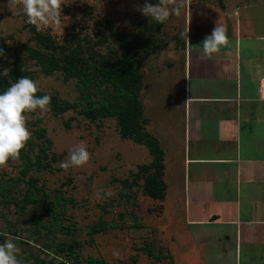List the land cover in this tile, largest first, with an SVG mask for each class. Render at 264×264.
Segmentation results:
<instances>
[{"label": "rangeland", "instance_id": "rangeland-1", "mask_svg": "<svg viewBox=\"0 0 264 264\" xmlns=\"http://www.w3.org/2000/svg\"><path fill=\"white\" fill-rule=\"evenodd\" d=\"M144 2L62 0L61 23L37 31L27 23L22 0H0V41L6 47L0 67L29 73L38 92L68 108L64 112L54 113L49 108L42 114L39 109L26 113L31 137L18 159L0 167V243L12 240L20 249L21 264L171 261L168 246L176 225L168 223V213L160 201L150 198L145 190L154 171L137 178L140 168L153 161L149 150L123 139L117 119L94 122L84 114L88 102H102L106 94L119 93L99 68L101 58L110 63L124 58L121 37L129 41L131 57L142 62L145 87L149 77L169 63L160 51L183 24L150 20L139 11ZM200 2H206L207 18L212 19L209 23L215 22L218 14L227 23L235 16L255 22L264 19V0ZM180 3L182 7L183 0ZM38 37L52 40L56 49L46 48ZM30 50L51 56L60 64L71 54L77 55V65L87 68L89 81L68 77L62 69L43 73L38 60L30 58ZM142 94L141 99H145ZM155 98L151 90L148 99ZM81 142L90 154L89 161L80 167L63 168L62 163ZM108 192L112 194L106 195Z\"/></svg>", "mask_w": 264, "mask_h": 264}, {"label": "crops", "instance_id": "crops-1", "mask_svg": "<svg viewBox=\"0 0 264 264\" xmlns=\"http://www.w3.org/2000/svg\"><path fill=\"white\" fill-rule=\"evenodd\" d=\"M181 1L161 0L180 9L165 24L183 27L160 51L169 63L140 90L145 127L164 152L159 201L176 225L168 255L174 264H264V19L216 14L209 23L206 2ZM216 25L229 44L205 58L199 46Z\"/></svg>", "mask_w": 264, "mask_h": 264}, {"label": "trees", "instance_id": "trees-1", "mask_svg": "<svg viewBox=\"0 0 264 264\" xmlns=\"http://www.w3.org/2000/svg\"><path fill=\"white\" fill-rule=\"evenodd\" d=\"M223 0H221L222 2ZM158 26V25H157ZM39 43H42L46 48L56 49L54 43L50 39L38 37ZM0 48H6L3 42L0 41ZM121 51L124 52V58L110 63L105 58H101V65L99 72L101 75L119 92L114 95L106 94L102 102H88L85 105V116L91 121L100 119L113 118L118 120L120 127V134L123 139L133 140L138 145L144 146L149 150L153 157V161L148 166L140 168V173L137 178L141 179V173L147 174L153 170V174L149 175L145 183V190L147 195L154 200H164L166 185L163 180L164 176V152L160 146L159 141L146 131L144 128L146 120L143 118V106L139 99V93L142 88V75L140 70L142 62L138 57H131L133 55L132 48L129 41L123 36L119 39ZM77 51V50H76ZM30 58L38 60L41 70L45 74H50L56 69H62L66 72L68 77H75L78 81L86 83L89 79L86 76L87 68L78 67L79 60L77 55L71 54L66 58L63 64L55 61L51 56L46 57L38 51L30 50ZM28 77L29 73H21L19 70L10 71L7 78L0 77V91H4L7 87L16 80L22 77ZM38 96L46 94L37 92ZM55 98L51 96V103L49 108L54 113L57 111L64 112L66 107L60 106ZM25 161H29L24 157ZM169 264H174L170 261Z\"/></svg>", "mask_w": 264, "mask_h": 264}, {"label": "clouds", "instance_id": "clouds-1", "mask_svg": "<svg viewBox=\"0 0 264 264\" xmlns=\"http://www.w3.org/2000/svg\"><path fill=\"white\" fill-rule=\"evenodd\" d=\"M22 10L27 23L36 26L37 31L49 25H59L62 17V0H22ZM179 7L168 8L161 0L155 3L145 0L139 11L158 23H165L170 15L179 12ZM229 44L227 29L216 25L212 33L204 38L201 45L203 56L211 58ZM5 52L0 48V59ZM10 69L0 67V77H8ZM37 83L24 76L11 83L6 90L0 91V167L12 159H18L21 150L31 137L27 127L26 113L40 110L41 114L49 110L51 96H38ZM90 154L83 142L72 150L62 167H80L85 165ZM111 192L106 195H111ZM100 197L98 196V199ZM20 249L12 240L0 243V264H21L18 259ZM118 255V253L116 254Z\"/></svg>", "mask_w": 264, "mask_h": 264}]
</instances>
